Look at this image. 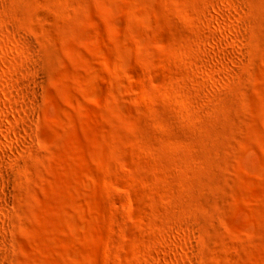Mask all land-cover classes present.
<instances>
[{
    "label": "rangeland",
    "instance_id": "1",
    "mask_svg": "<svg viewBox=\"0 0 264 264\" xmlns=\"http://www.w3.org/2000/svg\"><path fill=\"white\" fill-rule=\"evenodd\" d=\"M0 264H264V0H0Z\"/></svg>",
    "mask_w": 264,
    "mask_h": 264
}]
</instances>
